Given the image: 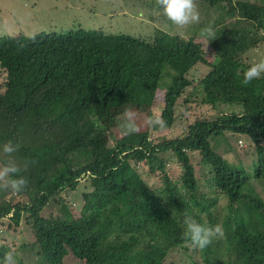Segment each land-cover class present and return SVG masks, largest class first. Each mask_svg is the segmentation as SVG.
<instances>
[{
  "label": "trees",
  "instance_id": "16d2710c",
  "mask_svg": "<svg viewBox=\"0 0 264 264\" xmlns=\"http://www.w3.org/2000/svg\"><path fill=\"white\" fill-rule=\"evenodd\" d=\"M139 1L160 12L156 0ZM196 4L205 15L188 37L157 29L146 40L79 25L0 36V166L12 159L28 180L20 194L0 190V235L22 225L30 238L18 253L0 238V261L11 251L17 264H65L69 256L82 264H264V76L242 84L254 58L264 60V4ZM205 27L212 41L201 38ZM200 66L208 72L189 79ZM179 99L184 114L208 106L214 118L187 121L173 136ZM156 106L164 129L142 121ZM128 109L140 131L122 135ZM110 133L120 134L111 146ZM229 137L254 145L250 172L226 159ZM9 141L20 146L11 157L2 152ZM81 186L75 212L66 199ZM185 212L221 225L223 236L193 249L182 237Z\"/></svg>",
  "mask_w": 264,
  "mask_h": 264
},
{
  "label": "rangeland",
  "instance_id": "374dc122",
  "mask_svg": "<svg viewBox=\"0 0 264 264\" xmlns=\"http://www.w3.org/2000/svg\"><path fill=\"white\" fill-rule=\"evenodd\" d=\"M247 1L259 5L264 4V0ZM198 10L200 13L199 24H201L205 11L200 6H198ZM148 16L152 17V19H148ZM168 21V19H166V22L164 19H161L159 11L155 10L154 12L152 10L150 13L139 0H0V36H15L19 34L32 36L50 31H65L79 25L85 29H102L109 33H124L150 40L153 38L154 32L157 29L188 37L199 26V24H193L185 28H178ZM195 42L200 43L203 49L207 50V44L204 40L196 39ZM259 50L261 51V49ZM206 58L208 60L210 59L209 56ZM259 58H263V56L261 55ZM259 58L255 57L253 63L258 62L257 60ZM207 72L208 69L204 66L193 68L189 72L188 78L198 80ZM4 78L5 73L0 69V88L4 82ZM156 95L160 97V93ZM183 110L182 99H179L174 107L176 120L170 133L173 136H180L182 134L184 127L187 125V121H192L193 119H212L215 116L214 111L208 106L197 108L192 105L191 110L187 111L186 114H184ZM140 113L143 115L142 110H140ZM159 113L160 111L156 106V108L152 109L151 117L159 115ZM146 114L148 117V113ZM123 120L124 116L121 115L119 118V133L122 135L125 134V131L121 127ZM142 121L145 123V120ZM120 134L113 135L110 133L108 144L111 146L114 138L116 136L119 137ZM165 135H167V131L154 134L150 138L153 140L155 138H162ZM229 140L233 152L226 155V159L231 164L241 162L245 166L246 171L250 172L251 164L255 160L254 145L244 137H229ZM198 159L196 158V154L191 158V162L196 168L198 166L196 163ZM137 169L140 170L141 168L137 166ZM168 171L173 175L178 174V169L175 165H170ZM196 173L197 179H201L203 175L202 171L197 168ZM150 180L156 182L157 176L150 175ZM82 191L83 187L81 186L75 193H68L66 201L70 203V206L75 212L81 207L80 195ZM260 195L264 199V193L260 192ZM7 233L6 235L1 234L2 236L0 235V238H5V242L9 245L10 249L17 253L20 244L30 240L29 236L25 234V228L22 225L20 228H13ZM1 246L3 244L0 239V248ZM24 258L23 256L22 259ZM65 264L82 263L77 262L69 256L65 260Z\"/></svg>",
  "mask_w": 264,
  "mask_h": 264
},
{
  "label": "clouds",
  "instance_id": "9594fccd",
  "mask_svg": "<svg viewBox=\"0 0 264 264\" xmlns=\"http://www.w3.org/2000/svg\"><path fill=\"white\" fill-rule=\"evenodd\" d=\"M156 5L162 15L178 28H185L200 23V13L196 0H156ZM200 36L205 41H212L215 37V32L211 27H205L201 29ZM262 76H264V60L251 64L243 72L242 84L247 86ZM123 116L124 120L121 127L126 134H133L140 131L136 123V115L132 110H126ZM145 125L154 129H164L166 121L162 115L150 116L145 120ZM19 147L18 144H13L9 141L2 146V152L6 156L11 157L13 153L19 150ZM22 171L23 169L12 159H9L0 166V190L12 194L24 192L27 189L28 180L21 175ZM183 224L184 232L182 233V237L186 241H190L193 249L204 250L213 243L214 239L223 236L221 225H202L187 212L184 214ZM0 264H17L13 252H6Z\"/></svg>",
  "mask_w": 264,
  "mask_h": 264
}]
</instances>
